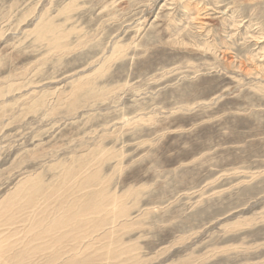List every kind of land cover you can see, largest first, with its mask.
<instances>
[{"label":"rangeland","instance_id":"1","mask_svg":"<svg viewBox=\"0 0 264 264\" xmlns=\"http://www.w3.org/2000/svg\"><path fill=\"white\" fill-rule=\"evenodd\" d=\"M0 264H264V0H0Z\"/></svg>","mask_w":264,"mask_h":264},{"label":"bare ground","instance_id":"2","mask_svg":"<svg viewBox=\"0 0 264 264\" xmlns=\"http://www.w3.org/2000/svg\"><path fill=\"white\" fill-rule=\"evenodd\" d=\"M59 34H60V33H59ZM62 38H63V37H62ZM60 39H61V38H60ZM61 43H62V41H61ZM61 48H62V47H61ZM61 48H60V49H61Z\"/></svg>","mask_w":264,"mask_h":264}]
</instances>
